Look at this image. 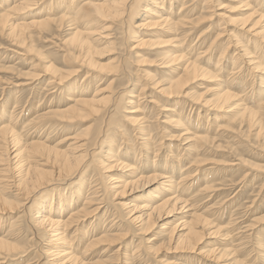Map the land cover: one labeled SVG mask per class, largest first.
Returning a JSON list of instances; mask_svg holds the SVG:
<instances>
[{
	"label": "bare ground",
	"instance_id": "1",
	"mask_svg": "<svg viewBox=\"0 0 264 264\" xmlns=\"http://www.w3.org/2000/svg\"><path fill=\"white\" fill-rule=\"evenodd\" d=\"M27 1L30 0H23L19 4H14L10 7L9 11L0 14V34L5 35L11 45L18 48H22L31 39V35L25 32L30 27L25 23L10 24L7 19L11 11L29 6ZM43 1L46 0H39V2ZM195 1L189 0V2ZM203 1L204 5L207 6L206 4L214 0ZM217 1H219V4H224L221 0ZM228 1H234L240 4L241 7L250 9L252 13L247 17L248 19H235L232 18V15L217 14L223 19H227L229 22H236L237 24L234 30L227 31L230 40L221 50L218 65L225 60V57H228L233 66L231 74L239 75V77L247 81L250 76H253L254 71H258L264 62L263 55L257 52V49H263L264 14L255 7V5H259L260 0ZM133 2L134 0H104V2L87 0L78 6L75 12L78 13L77 20H81L80 24H78L80 26L77 25L71 28L74 31L70 39L63 41V44L73 53L74 61L68 63L72 68H70V72L60 73L61 70H58L55 66L47 67V71L43 72V75H50L46 88L50 87L49 90L61 93L63 87L68 85L71 82L70 80L75 75H78V73L85 71L89 74L90 72L97 73V71L101 73L106 67L97 66V62L94 61L95 54L99 53L97 47L108 42L110 45H113L115 42L110 41L116 39L113 38V30H108L111 27H107L106 25L119 22L118 29L122 34L119 33L118 39H121V36H123L124 41L128 42L136 38L137 32L131 30V25L134 22L136 9L138 8ZM164 2L165 0H163ZM252 2L255 5L251 4ZM155 3L156 8H159V10L150 11L147 9L146 15H148L150 20L149 22H145L146 24L139 23V27H145L150 24L157 28L166 27L167 30H163L162 32H144L145 36L149 34L158 36L168 34L169 32H173L176 36H179L178 32L180 29L193 25L197 27L201 20L216 15L212 13L209 16H204L202 13L198 19L188 20L184 12H182L188 3L185 0H176L175 4H179L176 9L180 7L181 11L178 12L179 16L175 21L171 19L174 7L171 4L172 0H169V10L161 11V7L158 5L159 2L155 1ZM223 7L228 8L225 5ZM235 9L237 8L231 7L229 9L230 13L234 12ZM63 18L56 19L47 16L40 21L32 22L31 27H40L41 34L53 37L65 27ZM147 20L144 19L143 21ZM214 24L218 26L216 22ZM187 32H190V29ZM222 36L223 34H220L219 37L221 38ZM242 40L247 42V46L251 40L255 43L252 51L245 49L246 47ZM146 42L144 39H140L136 45L131 46L126 43L122 48L121 44H119L118 48H112V50L116 51L111 53H120L117 58H122L127 64L130 62L127 60L131 58L130 52L136 55L138 53L137 49L142 47L141 45H144ZM220 42L221 40L217 44ZM195 46V43L190 44L188 50H184V48L179 49L168 57L166 64L169 69L167 72L175 76L166 86L161 87L162 89L159 88L161 89L160 93L164 97L171 98L173 101H176L175 99H182L181 93L188 87V82L191 79L208 74V70L200 65L198 61L201 55H207V51L211 46L204 52H196L198 54L196 55V59L191 60L188 56L190 51L193 53ZM9 49L11 50V48ZM11 51L21 54L14 49ZM12 69L16 72L14 68ZM111 70H115L119 75H121V71L127 73L125 67L123 69L120 68L118 71V66H113ZM28 77L21 76L18 78L33 81L37 77H42V75L36 74ZM18 78L17 80H19ZM2 79L5 78L0 77V80ZM6 80H8L9 84H14L15 86H31L35 83L21 84L8 78ZM129 84L130 79L124 85H121V82H119V86L116 89L110 84L104 90L97 91L92 98H85L79 95L73 99L74 103L72 105L66 107L59 106L56 109L49 107L51 109L48 112L36 114L34 118L28 119V124H25V126L31 125L32 128L36 129V126L42 124L48 125L50 128L53 127L52 125H55V129L58 130L65 126L71 127L75 122L89 121L91 125L86 130L66 137L65 141L69 144L65 149L59 146L63 141L56 145H48L47 142L50 141V136L45 141H30L27 139L22 142L21 135L15 132L12 122V119L15 117V111L11 114V120L2 122L3 125L0 127L2 160L0 162L3 167H0V214L5 213V211H13L14 203H16L15 199H21L22 205L26 210H24L25 224L19 234L27 236V243L33 240L35 242L29 246L21 245L18 241H15L16 238L11 236V234L0 232V264H8L9 261L12 264H29L33 259H36V261L30 264H41V259L45 261L43 264H92L91 260L94 254L91 252L79 256L77 255L79 253H75L79 252L77 248L73 247L70 250L67 248V243L71 241L78 243L75 240L79 239L80 236L78 234L81 230H83V234L80 241L83 239L89 240L88 238H90V243L85 247V251L87 250V252L98 248V245H104L105 243L112 244L119 241L117 244L120 248L109 257H105V253L110 249L103 250L102 255L104 254L105 256H102L103 259L100 264H130L133 260L142 261L146 258L148 259L150 256L154 257L151 259H155L158 264H164L161 258V255L164 253L163 250L158 248L154 254L152 252L154 243L162 240L170 243L173 241L175 251L187 249L192 251V253H195L193 250H198V255L206 253L200 250V246L204 244V237L214 233L211 230H208V233L206 232L208 227L214 225V221L202 214L197 213V216L194 215L196 214L194 199L197 195L212 191L213 185H205L195 196H191V193L188 194V191H190L195 182L206 172H203L204 169L202 168L205 162L202 160L191 161L188 166H185L179 164L181 158L176 156V160L174 161L176 164H171L168 167L165 160L164 165L139 169L149 173L148 175L139 176L140 172H137L138 170L135 171V169L141 152L148 153L153 151L159 153V150L161 151L162 149L159 145L162 142L158 144L159 148L155 149L157 147V145L154 146L153 142L154 130H156L155 123L151 121L153 118H148L144 115L145 106H141V101L144 99L142 93L145 92L146 86L141 89L142 91L138 96L134 95L132 96L133 98L125 102L127 99H125L127 95L126 90ZM158 84V82L154 83L155 86ZM237 96L230 90L222 89L215 99L206 101L205 106L211 104V109H228V114L224 117L228 122L239 120L240 124H246L248 128H252L254 123L260 125L264 119V114L261 116L260 110L256 112L255 110H249L246 105L242 104V101L230 104ZM151 102L155 103L156 101L151 98ZM261 102L262 106H264V99H261ZM193 105L195 106V104ZM129 106L130 108H128ZM238 106H242L241 109L232 112ZM0 111L2 113V110ZM126 112L130 114H124ZM156 117L158 115L154 117L155 120L157 119ZM16 118H19V116L16 115ZM121 125L123 126L121 127ZM202 131L205 130H198L197 128L192 136H183L188 135V130L186 133L181 134L179 138L182 144L179 142L177 148L182 147L184 150L189 151L192 147L190 146L191 142H193V147L198 149L203 148L204 142L212 145V141L216 139L210 136L212 130H206L204 133ZM121 136L123 142L128 145V148L122 155L120 151ZM184 142L187 143L185 144ZM183 144L185 145L183 146ZM115 147H118L116 151ZM131 152L135 156L138 154V156L135 157L132 154L133 159ZM169 152L171 153V150ZM10 161H13V163L9 164L11 163ZM155 161H153V164ZM115 169H123L125 174L123 172L122 175L107 174V172H112ZM103 170L105 172H102ZM84 176H87V178L91 177L89 179L88 187L90 188L86 199L80 200L79 195H81L82 189L79 187V191L75 190L72 192L66 201H57L55 206L53 202L55 194L60 193L63 196L65 191H68L70 187ZM178 177L180 179L177 180L176 178ZM246 177L247 175L244 176L245 179ZM241 183L234 182V184L230 185L236 190L240 188L239 185ZM56 188L60 189L56 191ZM215 188L216 186H214ZM7 190L14 196V199L8 194ZM116 191L118 192L116 193ZM47 195L50 198L43 201ZM75 196L77 198L75 207L71 209L72 204H69V202H73ZM127 196L131 199L128 201L129 203L124 200ZM110 198H112V201L108 202ZM38 200H40V203H38ZM135 201H139L140 203L138 204ZM16 205H19V203H16ZM209 209L206 210L207 213H209ZM18 210V208L15 209V212ZM192 210L194 212L191 215L192 220H181L173 226L172 220L178 219L176 217L178 214L188 213ZM68 211H70L69 215L66 216ZM122 219L128 225V230H124L121 234V227H123L121 223ZM232 222L236 221L233 220ZM86 225H88L87 228ZM228 225L232 228L231 223ZM13 227L12 225L8 232L12 231ZM158 227L161 228V232L153 234L154 230ZM134 229H138V232L131 234L130 232ZM218 229H221V227ZM71 232L72 235H70ZM232 234L234 233L231 230L225 233V236L223 234L222 236L232 239ZM162 236H166V238L163 239ZM121 242L123 244L130 242L129 244H131L132 248L121 253ZM79 245L80 243L77 246ZM113 245L115 244H112L109 248ZM33 249L34 251L36 250V255L34 258L29 259ZM140 249L142 250L140 251ZM222 256H214L212 260L218 263L221 261ZM204 257L209 259L210 253L205 254ZM227 264L234 263L230 262Z\"/></svg>",
	"mask_w": 264,
	"mask_h": 264
},
{
	"label": "rangeland",
	"instance_id": "2",
	"mask_svg": "<svg viewBox=\"0 0 264 264\" xmlns=\"http://www.w3.org/2000/svg\"><path fill=\"white\" fill-rule=\"evenodd\" d=\"M21 1L23 0H0V14L9 11L11 6L19 4ZM86 1L87 0H46L39 2V0H30L27 1L29 6H24L21 9L10 12L9 18L7 19L10 24L17 25L25 23L29 25L28 27L30 28L25 30V32L31 35V39H29L24 46L21 45L22 48H18L12 46L5 35L0 34V77L5 78L0 80V105H2L0 107V110H2V113H0V127L3 125L2 122L9 120L12 112L15 111V117L12 119V122L15 132L21 135L22 142L27 139L30 141H45L46 138L50 136V141L47 142L48 145H56L63 141L59 146L65 149L69 144L65 141L66 137L86 130L91 125L89 121L75 122L71 127L65 126L62 127V129L59 128L60 130L55 129V125H52L53 127L50 128L48 125L42 124L36 126V129H34L31 125L25 126V124H28V121L34 118L36 114H44L51 108L56 109L59 106L66 107L72 105L74 103L73 99L79 95L85 98H92L97 91L101 89L104 90L110 84L116 89L119 86V82H121V85H124L130 79V84L126 90L127 95L125 99H127L125 102L133 98L132 96L134 95L138 96L142 91L141 89L146 86L145 92L142 93L144 99L141 101V106H145L144 115L148 118H153L151 121L155 123L156 130H154L153 138L154 146L157 145L155 149L159 148V146L160 148L162 147V149L161 151L159 150V153L153 151L148 153L144 151L141 152L135 171L138 170L137 172H140L139 176L148 175V172H143L139 169L164 165L165 160L169 167L171 164H176L174 163L176 156L181 158L179 164L185 166H188L191 161L202 160L205 162L202 167L204 169L203 172H206L195 182L190 191H188V194L191 193V196H195L205 185H213L212 191L195 197L196 214H194L192 210L188 213H180L176 216L178 219L172 220V223H174L173 226H175L181 220H192L191 215L194 214L197 216L198 213L214 221V227H208L206 230L207 233L208 230L214 231V233L209 236L207 235L208 237H204V244L200 246V250L206 252L205 254L210 253L209 259L204 257L205 254L198 255V250H193L195 253L187 249L175 251L173 248L175 246L173 241L170 243L164 240L154 243L155 245H153L152 249L153 254L156 249L161 248L164 252L163 255H161L164 264H227L230 262L234 264H264V119L260 125L254 123L252 128H248L246 124H240L239 120L226 121L224 117L228 114V109H211V104L205 106L206 101L215 99L219 91L227 89L238 95L230 104L242 101V104L246 105L249 110H255V112L260 110L261 116L264 114V106H262L261 102V99H264V62L258 71H254L255 73H253V76H250L247 81L239 77V75L231 74L233 66L228 57H225V60L218 65L221 50L230 40L227 31L234 30L237 24L236 22H229L227 19H223L217 14L232 15V18L235 19H248L247 17L252 13L250 9L241 7L240 4L228 0H221L224 4H219V1L214 0L206 4L207 6L204 5L203 0H196L195 2L185 0L188 4L182 12H184L188 20H196L202 13L204 16H209L212 13L216 15L201 20L197 27L193 25L180 29L178 32L179 36H176L173 32L158 36H153L151 34L145 36L144 32H162L163 30H167L166 27L157 28L150 24L145 27H139V23L146 24L145 22H149L150 18L146 15L147 9L150 11L159 10V8L155 6V1L159 2L158 5H160L161 11L166 9L169 10V0H165L164 3L163 0H134L133 3H135V6L137 5L138 9H136V16L133 22L134 25H131V30L137 32L135 35L136 38L128 42L124 41L123 36H121V39H118L119 33L122 34L118 29L119 22L116 24H107V27H111V29L108 30H113V38H116L110 42H115V44L110 45L108 42L107 44L98 45L97 48L99 49V53L94 56V61L97 62V66L106 68L101 73L99 71H97V73L90 72V74L87 73V71L78 73V75H75L70 80L71 82L68 85L63 87L61 93H57L55 90H49L50 87L46 88L50 75H43V72L47 71V67L52 66L61 70L60 73L70 72V68L72 67H70L68 63L74 61V56L72 51L63 44V41L70 39L74 31L71 30V28L80 24L81 20H77L76 17H78V13L75 11H77L78 6ZM96 1L104 2V0ZM175 1L176 0H172L171 3L174 6L171 15V19L173 20L179 16L178 12L181 11L180 7L176 9L179 4L176 5ZM251 4L255 5L254 2ZM224 5L228 8L223 7ZM231 7H236L237 9L230 13L229 9H231ZM255 7L264 14V0H260L259 5H255ZM47 16L56 19L64 17V23H62L65 27L53 37L41 34L40 27H31L32 22L40 21ZM144 19L148 20L143 21ZM214 22H216L218 26H215ZM188 29H190V32H187ZM220 34H223L221 38L219 37ZM140 39H144L147 42L137 49L138 53L136 55L130 52L131 58L127 59L130 62L127 64L122 58H117L120 53H111L116 51L114 49L112 50V48H118L119 44H121V48L125 46L126 43L134 46ZM220 40L221 42L217 44ZM242 41L246 47L245 49L247 51L248 49L252 51L255 43L251 40L250 44L247 46V42L244 40ZM193 43H195L196 46L193 53L190 51L188 56L191 60L196 59V55H198L196 52H204L211 46L207 51V55H201L198 61L200 65L208 70V74L206 76L201 75L191 79L188 82V87L181 93L182 99H175L176 101H173V99L164 97L160 93L161 87L166 86L175 76L167 72L169 68L167 67L166 61L172 53L183 48L184 50H188L190 44ZM9 48H11V50H17L21 54L14 53ZM257 52L264 57V43L263 49H257ZM124 59L126 60V58ZM17 62L20 63L17 64ZM113 66H118V71L120 68L123 69L125 67L127 73L121 71V75H119L115 70H111ZM12 68H14L16 72H14ZM36 74L42 75V77H37L35 79L36 81H27L18 78L21 76L29 78L28 76ZM6 78L21 84L35 83L31 86H15L14 84H9ZM17 78L19 80H17ZM157 82L159 84L155 86L154 83ZM151 98L156 102L152 103ZM133 101L135 100L133 99ZM193 104H195V106ZM241 107L242 106H238V108H235L232 112L241 109ZM128 108H130V106ZM128 113L126 112L124 114ZM16 115L19 116V118H16ZM157 115L158 117H156L157 119L155 120L154 117ZM218 125H220V127H218ZM122 126L123 125H121V127ZM197 128L198 130H205L202 131L203 133L206 132V130H212L210 136L211 138H216L212 141V145L204 142L203 148L198 149L193 147V142H191L190 146L192 147L189 151H186V149L184 150L182 147L177 148L181 140L179 136L186 133L187 130L189 131L188 135L183 136H192ZM121 140L120 151L122 155L128 148V145L123 142L122 136ZM161 142L162 144L158 146ZM184 143L186 144L187 142ZM185 144H183V146ZM117 146H119V144H117ZM1 149H3V147H1ZM117 149L118 147H115V151ZM169 150H171V153ZM132 154L133 152H131V157L134 155ZM137 156L138 154L135 157ZM155 156L156 158H154ZM1 160L0 150V161ZM154 160L156 161L153 164ZM10 162L9 164L13 163V161ZM0 167H3L1 166V162ZM102 172L105 171L103 170ZM122 172L124 173L125 171L123 169H115L112 172H107V174L122 175ZM245 175H247L246 179L244 178ZM90 178H87V176L82 177V179L70 187L68 191H65L63 196H61L62 194L60 193H56L53 200L54 205L56 206V202L59 200L66 201L72 192L75 190L79 191V187L82 189L80 192L81 195H79L80 200L86 199L90 188L88 187ZM176 179L178 180L180 178L178 177ZM231 182L233 184L234 182H242V185L240 184V188H237L236 191L235 188L231 186ZM214 186H216L215 189ZM59 189L60 188H56V191ZM241 189L243 190L241 191ZM7 192L11 195L8 190ZM117 192L118 191H116V193ZM11 196L12 199H14V196ZM48 198H50L49 195H47L43 201ZM76 200L77 198L75 196L73 202H69V204H72L71 209L75 207ZM124 200L128 202L131 199L127 196ZM110 201H112V198H110L108 202ZM139 201L135 202L139 204ZM15 202L19 203V205L14 203L13 211H5V213L0 214V232L4 234L9 233L11 236L15 237V241H18L21 245L29 246L35 241L33 240L27 243V236L25 234H19L25 224L24 210H26V208L23 207L21 199L16 198ZM38 203H40V200H38ZM17 208L19 210L15 212ZM207 209H209V213L206 212ZM69 212L70 211L67 212L66 216L69 215ZM122 214L124 213L122 212ZM233 220L236 222H232ZM121 223L123 224V227H121L122 234L124 230H128V225L124 222V219L121 220ZM230 223L232 228L228 225ZM12 225L14 226L13 230L8 232ZM87 227L88 225H86V228ZM219 227H221V229H218ZM231 230L234 233L232 234V239L228 237L224 238V234ZM137 232L138 229H134L130 233L135 234ZM157 232H161V228L158 227L154 230L153 234ZM82 234L83 230L78 234V236H80L79 239L75 240L78 243L71 241L67 243V248H69V250L73 247L77 248L79 252L75 253H79L77 254L79 256L91 252L94 254L91 260L92 264H100L103 259L102 256L106 255L105 257H109L120 248L117 244L119 241H116L112 243L115 245L110 248L109 246L112 244L105 243L104 245H98L96 249H88L90 251L87 252V250L85 251V247L90 243V238H88L89 240L83 239L80 241ZM70 235H72V232ZM70 235L69 237H71ZM162 237L163 239L166 238V236ZM79 243L80 245L77 246ZM127 243L128 244H123L121 242V253L132 248L130 246L131 244H129L130 242ZM105 249L110 250L107 251L105 255H102ZM141 250L142 249H140V251ZM35 252L36 250L34 251L33 249L29 259L34 258L36 255ZM219 255H223L221 261L216 263L212 260L214 256ZM151 258L154 257L150 256L148 259L146 258L142 261L133 260L130 264H158L155 259ZM33 261H36V259H33ZM40 261L41 264L45 263L42 259ZM8 264H12V262L9 261Z\"/></svg>",
	"mask_w": 264,
	"mask_h": 264
}]
</instances>
